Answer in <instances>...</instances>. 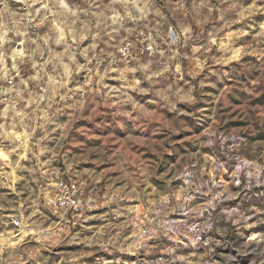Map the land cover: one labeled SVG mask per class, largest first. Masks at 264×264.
I'll use <instances>...</instances> for the list:
<instances>
[{
	"label": "rangeland",
	"instance_id": "374dc122",
	"mask_svg": "<svg viewBox=\"0 0 264 264\" xmlns=\"http://www.w3.org/2000/svg\"><path fill=\"white\" fill-rule=\"evenodd\" d=\"M0 264H264V0H0Z\"/></svg>",
	"mask_w": 264,
	"mask_h": 264
},
{
	"label": "built area",
	"instance_id": "2783aa9c",
	"mask_svg": "<svg viewBox=\"0 0 264 264\" xmlns=\"http://www.w3.org/2000/svg\"><path fill=\"white\" fill-rule=\"evenodd\" d=\"M47 185L52 186L54 194L51 199L52 205L60 210L64 215H80L84 210L89 209L88 201L84 198L83 191L79 184L70 179L65 178L63 174L57 170H48ZM12 225L15 228L21 227L19 217H14ZM209 223V229L211 228ZM148 231L146 228L141 230L142 237H146ZM157 261V260H156Z\"/></svg>",
	"mask_w": 264,
	"mask_h": 264
},
{
	"label": "bare ground",
	"instance_id": "6f19581e",
	"mask_svg": "<svg viewBox=\"0 0 264 264\" xmlns=\"http://www.w3.org/2000/svg\"><path fill=\"white\" fill-rule=\"evenodd\" d=\"M15 236L18 237V241H22L26 236L24 228H21L20 233Z\"/></svg>",
	"mask_w": 264,
	"mask_h": 264
}]
</instances>
